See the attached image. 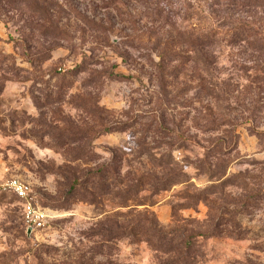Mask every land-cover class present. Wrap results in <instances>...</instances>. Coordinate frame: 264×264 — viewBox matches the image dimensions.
Listing matches in <instances>:
<instances>
[{"label":"rangeland","instance_id":"374dc122","mask_svg":"<svg viewBox=\"0 0 264 264\" xmlns=\"http://www.w3.org/2000/svg\"><path fill=\"white\" fill-rule=\"evenodd\" d=\"M12 180L0 264H264V0H0Z\"/></svg>","mask_w":264,"mask_h":264},{"label":"built area","instance_id":"2783aa9c","mask_svg":"<svg viewBox=\"0 0 264 264\" xmlns=\"http://www.w3.org/2000/svg\"><path fill=\"white\" fill-rule=\"evenodd\" d=\"M0 193H10L21 203L27 227H39L46 217L36 205L30 186L22 181L12 180L0 184Z\"/></svg>","mask_w":264,"mask_h":264},{"label":"water","instance_id":"95a60500","mask_svg":"<svg viewBox=\"0 0 264 264\" xmlns=\"http://www.w3.org/2000/svg\"><path fill=\"white\" fill-rule=\"evenodd\" d=\"M30 233H31V229H28V230H27V236H29Z\"/></svg>","mask_w":264,"mask_h":264}]
</instances>
